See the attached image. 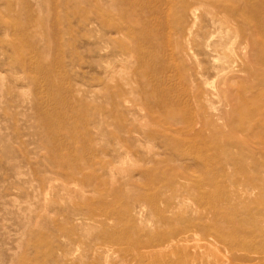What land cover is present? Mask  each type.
Instances as JSON below:
<instances>
[{"label": "rangeland", "instance_id": "1", "mask_svg": "<svg viewBox=\"0 0 264 264\" xmlns=\"http://www.w3.org/2000/svg\"><path fill=\"white\" fill-rule=\"evenodd\" d=\"M261 9L0 0V264H264Z\"/></svg>", "mask_w": 264, "mask_h": 264}, {"label": "bare ground", "instance_id": "2", "mask_svg": "<svg viewBox=\"0 0 264 264\" xmlns=\"http://www.w3.org/2000/svg\"><path fill=\"white\" fill-rule=\"evenodd\" d=\"M262 11L261 12H264V9H261ZM260 25V22H259V24H258V26ZM263 25H264V23H263ZM261 28V27H260ZM231 58V57H230ZM232 60L234 59H236L235 57L234 58H231ZM234 63H235V61H233ZM223 236H225L224 234H223ZM196 237V236H195ZM232 238V240H234V241H236V242H238V241H240V239L239 238H237L235 235L233 236H231ZM227 239H229V238H227ZM207 245V244H206ZM217 250V249H216ZM214 251V250H213ZM217 254H219V253H217ZM223 257V256H222ZM221 258V257H220ZM221 259H223V258H221ZM225 263H227V262H224V264Z\"/></svg>", "mask_w": 264, "mask_h": 264}]
</instances>
